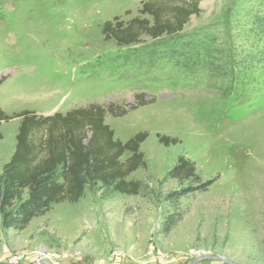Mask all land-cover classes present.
Segmentation results:
<instances>
[{
	"label": "rangeland",
	"instance_id": "374dc122",
	"mask_svg": "<svg viewBox=\"0 0 264 264\" xmlns=\"http://www.w3.org/2000/svg\"><path fill=\"white\" fill-rule=\"evenodd\" d=\"M143 1L0 0V108L13 116L0 124V170L23 110L112 103L125 111L105 114L114 139L147 133L145 166L127 178L139 194L89 186L23 230L0 220V264H264V34L253 18L264 0H200L180 35L185 51L204 41L211 71L169 58L163 38L103 39L105 21L127 22ZM180 156L204 183L184 195L194 184L167 176Z\"/></svg>",
	"mask_w": 264,
	"mask_h": 264
},
{
	"label": "trees",
	"instance_id": "16d2710c",
	"mask_svg": "<svg viewBox=\"0 0 264 264\" xmlns=\"http://www.w3.org/2000/svg\"><path fill=\"white\" fill-rule=\"evenodd\" d=\"M199 2L143 1L137 10L138 15L127 22L119 17L105 21L101 29L103 39L113 40L118 46H130L140 43L144 35L153 40L163 38L162 42H170L169 58L185 60L195 68L211 71L204 41H198L192 52L185 51L191 44L180 35L190 17L199 15ZM253 18L258 31L264 34V10L255 11ZM3 80L0 77V84ZM117 108L112 103L106 106L91 103L64 114L37 115L23 110L15 115L20 118V123L14 150L0 174V220L3 228L23 230L31 219L48 212L52 204L77 202L89 186L99 185L108 192L126 195L140 193L142 183L127 178L145 166L139 146L147 133L137 132L125 142L114 139L113 131L105 124L104 118L106 113L115 117L125 114ZM11 118L13 116L0 108V124ZM158 141L167 146L176 144L178 139L158 135ZM126 152L129 156L122 159ZM167 176L194 184L183 189L181 195L204 185L195 172L194 164L182 156L177 158Z\"/></svg>",
	"mask_w": 264,
	"mask_h": 264
},
{
	"label": "water",
	"instance_id": "95a60500",
	"mask_svg": "<svg viewBox=\"0 0 264 264\" xmlns=\"http://www.w3.org/2000/svg\"><path fill=\"white\" fill-rule=\"evenodd\" d=\"M218 259V260H221V258H216V257H201V258H196V259H194L191 263H189V264H195V263H197L198 261H200L201 259ZM227 263H229V264H234V263H232L231 261H226ZM42 264H50V263H47V262H45V261H42Z\"/></svg>",
	"mask_w": 264,
	"mask_h": 264
},
{
	"label": "crops",
	"instance_id": "0c3cea01",
	"mask_svg": "<svg viewBox=\"0 0 264 264\" xmlns=\"http://www.w3.org/2000/svg\"><path fill=\"white\" fill-rule=\"evenodd\" d=\"M14 142L15 141L13 140V143H12L13 146H10V148L8 149L7 158L5 159V161H3V164L6 163L9 160V158H10V156H11L13 150H14V146H15V143ZM1 172H2V169L0 170V174H1Z\"/></svg>",
	"mask_w": 264,
	"mask_h": 264
}]
</instances>
